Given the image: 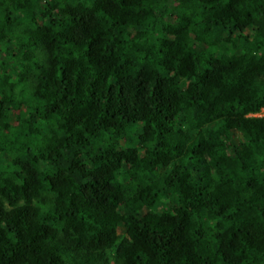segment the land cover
Masks as SVG:
<instances>
[{
    "label": "trees",
    "instance_id": "obj_1",
    "mask_svg": "<svg viewBox=\"0 0 264 264\" xmlns=\"http://www.w3.org/2000/svg\"><path fill=\"white\" fill-rule=\"evenodd\" d=\"M264 0H0V264H264Z\"/></svg>",
    "mask_w": 264,
    "mask_h": 264
},
{
    "label": "rangeland",
    "instance_id": "obj_2",
    "mask_svg": "<svg viewBox=\"0 0 264 264\" xmlns=\"http://www.w3.org/2000/svg\"><path fill=\"white\" fill-rule=\"evenodd\" d=\"M263 112H264V108H262L257 115H261Z\"/></svg>",
    "mask_w": 264,
    "mask_h": 264
}]
</instances>
